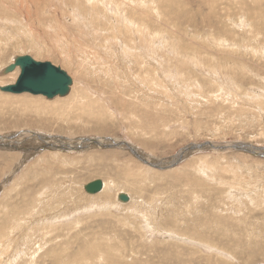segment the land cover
Masks as SVG:
<instances>
[{
  "label": "rangeland",
  "instance_id": "374dc122",
  "mask_svg": "<svg viewBox=\"0 0 264 264\" xmlns=\"http://www.w3.org/2000/svg\"><path fill=\"white\" fill-rule=\"evenodd\" d=\"M171 1L160 11L167 10L180 30L178 33L165 23L164 35L169 30L166 36L177 40L180 34L178 38L189 46L188 53L198 50L202 55L205 50L214 60L219 51L234 52L245 63L244 68L248 66L246 71L235 67L230 79L223 73L216 77L207 74L203 67L193 69L191 64L188 71L181 69L185 79V75L175 74L180 69L167 60L168 68L162 71L166 79L156 81L159 86L147 81L146 87H140L142 92L131 93L135 89L124 88L121 77L114 73L102 76L97 72L94 76L91 65L97 64L88 62L96 60L100 49L95 42L74 38L64 29L54 32L48 28L54 5L68 13L74 9L68 3L0 0V85L12 82L8 74L12 71L1 72L13 55L23 53L57 63L73 76L72 81L79 68L87 84L83 88L76 80L80 86L74 87L72 94L51 99L0 91V238L9 227L3 223L5 204L21 210L28 202L27 210L33 211L32 215H18L21 222L31 215L28 228L25 224L18 234L33 237H23L26 243L17 247L22 252L16 249L20 235L11 244L13 248L3 245L0 264H264V18L241 26L238 22L243 19L232 14L238 27H233L236 33L230 37L234 44H227L209 35L201 17L212 10L224 14L226 5L237 0H212L216 3L210 4V9L206 0ZM251 1L246 0L248 5ZM42 7L46 11L42 12ZM228 7L235 12L232 4ZM256 7L264 13V0ZM68 14L60 17L63 28L72 25ZM237 31L244 32V43L250 39L248 46L239 44L242 39ZM85 43L94 54H86ZM200 44L209 51L199 48ZM60 49L76 56L77 61L64 59ZM105 52L103 61L115 59ZM86 137L101 139L103 146L87 142ZM125 140L137 148L142 160L133 147L121 143ZM69 144L81 149L68 150ZM188 144L197 147L179 154ZM252 148L262 152L255 154ZM95 179L114 181L133 201L87 209L90 199L81 185ZM41 188L46 189V196L42 194L40 204L29 201ZM108 194L107 198L115 201L111 191ZM60 209L69 216L39 222ZM146 218L158 232L148 228Z\"/></svg>",
  "mask_w": 264,
  "mask_h": 264
},
{
  "label": "bare ground",
  "instance_id": "6f19581e",
  "mask_svg": "<svg viewBox=\"0 0 264 264\" xmlns=\"http://www.w3.org/2000/svg\"><path fill=\"white\" fill-rule=\"evenodd\" d=\"M62 2L63 3H68L67 6H72L74 9L71 10L70 12H68L69 13L68 14L67 11H69V10H64V12H62V11L58 10L56 5H54V7H53L54 8V10H53L54 11V15H53V14H51L52 13L50 11L51 9H48V7L46 6L47 7L46 10L49 13L51 12L50 13L51 19L48 22L49 25L47 24L48 28L51 31H54V32L57 31L58 29L59 30L60 29H64V32H66L70 36L74 35V38L77 37V38H80L81 40L86 38V41H87L86 43H93V45H94V42H95V46L100 47V49L97 50V52L95 53V54H97V56H95L96 60L89 61V59H87V60H82V61H87V62L89 61L88 63H90V64H97V65H94V66L91 65V67L94 70L92 72L94 74V76H97L96 75L97 72H98L99 75H102V76H104L103 74L108 72L110 76L114 73V75L121 77V79L119 81L122 82L121 84H122V86L124 88L130 89V90H132V88L135 89V90H132L131 93L132 92H137V93L138 92H142V90H141L142 88H140V87L141 86L146 87V83L145 82H147V81H149L150 83H153L155 85H158L159 83H157L156 81H158L160 79H162V80L164 79L165 80L166 79V74L162 75V71L164 70V68H168V65H166L167 64V60H172L173 61L172 65H174L176 68L180 69V70L177 71L178 73H175V74L178 75V76H184L185 75V79H186V74H184L181 69H187V68L190 69L189 66L191 64H193L192 65L193 69H194V66H195V68L196 67H199V68L203 67V68L207 69V74H208V71L210 73H213L214 76L215 75L216 76H220L221 73H223L230 79L232 78L231 76L235 75V67H239V69L245 67V65H243L244 62L240 59V57H238L237 55H234V52H230L229 50L228 51H219L218 54H217L218 57L216 58V60H214L215 58L213 59L212 57L208 56V54L205 52V50H203L202 53H204V54H202V55H200L201 51H198V50L196 51L197 52L196 54H194V52L188 53L189 46H187L185 44L186 42L184 43L181 39L178 38L180 36V34H179V36H176L177 40L179 39L178 41L175 39V37L173 35L166 36V33H168L169 30L164 35L163 31H166V29H165L166 27L164 26V28H163V25H166L167 28H168V25H173L175 28L178 29V33H179V30H180V27L175 26V24H176L175 21L168 17L167 10L164 9V10L160 11L161 6H166L167 7V6L171 5L173 3V1H171V0L164 1L163 3H161L162 0H160V1H155V0H151V1H148V0H62ZM146 2H147V4H145ZM148 2H149V4H148ZM251 2H252L251 5H248L246 0H237L236 2H230V3H228L226 5L227 7H225L226 10H225L224 14H221V12L220 13L217 12V10L216 11L212 10L211 12L209 11L208 13L207 12L203 13V15L201 17L202 21H203V26L204 27L206 26V29H208L210 31L209 35L214 36V40H220L221 42H222V40H225V42H227V44L228 43L234 44V43H232V42H234L233 41L234 39L230 38L232 36V34L236 33V30H234V28H233L236 25V23H235V21L232 20V18H233L232 14H235V15H237V17L239 16V18L243 19V20H239V22H238V24L241 25V26L245 25L247 22H251V19L253 21L259 22L260 20H262L264 18V13L256 7L257 4L259 3V0H252ZM159 3H161V4H159ZM215 3H216V1L206 0V5L209 6L208 9H210V4L214 5ZM231 4L235 7V9H234L235 12L234 13H232L231 8L228 7V5L230 6ZM46 10L42 7V12H44ZM58 14H60V15H58ZM67 14L72 17V22H71L72 25L69 28H66L67 26L64 25V28H63L64 22L60 19V17L61 16L64 17ZM41 15H42V13H41ZM38 18L40 19V17H38ZM222 18H223V20H222ZM34 19H35V17H34ZM60 20H61V22H60ZM60 23H63V24L61 25ZM165 23H168V25L165 24ZM227 23H230V24L228 25ZM248 24L250 25V23H248ZM252 24H253V22H252ZM255 25H257V24H255ZM261 26L262 25H260V27ZM174 30H176V29H174ZM256 30H257V28H256ZM256 32L254 34H256ZM243 33L244 32H238L239 36L242 39L241 41H239V44L245 47V46H248L249 42H251V41L249 39L248 43H246V42L244 43L245 34L243 35ZM263 34H264V32H263ZM58 35H59V33H58ZM185 37L187 38V35ZM69 39H71V38H69ZM214 40L212 41L213 44H214ZM58 42L60 43L61 41H59V39H58ZM237 42L238 41L236 40L235 43H237ZM86 43L84 44V48H83V49H85L86 54L87 55L89 53H93L94 54V52L91 49H89L90 47L87 46ZM210 44H209V46H210ZM64 45H65V43H64ZM79 46L80 45L76 44L77 49L79 48ZM209 46H208V48H210ZM213 46L211 44V48L212 49H213ZM216 46H217V42H216ZM216 46H215V48H216ZM201 47H204V46L200 44L199 48H201ZM260 47H262V46H260ZM164 48H166V51H164ZM204 48H206V47H204ZM225 48H227V47H225ZM252 48L255 49V47H253V46H252ZM102 49H105L107 51L105 52ZM254 49H253V51L251 50L253 53H254ZM207 50L209 51V49H207ZM239 50L241 51V49H239ZM239 50H238V52H239ZM260 50H262V49L260 48ZM247 51H249V48H248ZM247 51L245 50L246 53H248ZM257 51H258V49H257ZM104 52L109 54V55H113V57L116 59V61H114L115 59L112 60L111 62H110V60L103 61V57H105ZM165 52L166 53L169 52V54H171V56L168 55V54H165ZM235 52H236V50H235ZM60 53H62V56H63L64 59L68 58L72 62H75V60L77 61V57L76 56L64 52L63 49L62 50L60 49ZM81 53H83L85 55V52L81 51ZM255 53H258V52H255ZM263 53H264V51H263ZM190 54H192V56ZM210 55H213V54H210ZM17 56H29L33 60H36V61L40 60L41 61V59H39L37 57H34V56H31L29 54H24L23 53V55L19 54ZM17 56L13 55L11 61L7 65L12 64L14 59H15V57H17ZM47 58L50 59V57H47ZM62 63L64 65L65 64L67 65V62H62ZM56 64L57 63H55L53 65H56ZM70 65H71V63H70ZM196 65H198V66H196ZM67 67H68V65H67ZM68 68H71V67H68ZM108 68L111 70V73H110ZM247 68H248V66H247ZM78 69H76L75 73H74V74H76V71H77L78 72V74H77L78 77L74 78V81H72L73 79H71V85L69 86V89H68V92H67L66 95H69V93L72 94L74 92V90H75L74 87H79L80 86L79 84H81V83H82V86H84L83 88L87 87V84L83 80L84 76L82 74H80V71H78ZM246 69L244 68L243 70L246 71ZM3 70H4V68H3ZM3 70H2L1 73H3L5 75ZM13 70H12V72L8 73L9 75L12 76L13 80H12V82L7 83V84L14 83V81L16 80V77L18 75V72H19V66H16ZM248 70H251V69L249 68ZM256 70L258 71V68ZM187 71H188V69H187ZM190 71H191V74H195L192 70H190ZM239 71H241V70H239ZM198 72H199V70H198ZM245 73H247V72H245ZM260 73L261 72H259V74ZM69 76L73 77L72 75H69ZM167 76L169 78V73L167 74ZM244 76H245V74H244ZM215 77H214V80H216ZM257 77H259V76H257ZM219 78H218V80H219ZM224 78H226V77L224 76ZM234 78H235V76H234ZM259 79H261V78H259ZM76 80H77V83H79V84H76ZM204 82H205V80H204ZM213 83H214V81H213ZM7 84L6 83H2L0 85V87L4 86V85H7ZM89 84H90V82H89ZM173 84H174V80H173ZM223 84H224V82H223ZM214 85H215V83H214ZM2 92H6V91H2ZM21 93H29V92H21ZM11 94H20V93H11ZM29 94H31V93H29ZM91 94L92 95H96V91H92ZM143 94L145 95L147 93L144 92ZM32 95L44 96L42 94H32ZM104 95L105 94H103V96ZM20 96H24V95H20ZM96 97L101 98L102 96H101L100 93H98V95H96ZM104 98L105 97H103V99ZM47 99H50V98H47ZM89 103L94 104V101H89ZM89 106H90V108L94 107L93 105H89ZM259 108H260V106H259ZM99 109L102 110V108H99ZM136 109L138 111V107ZM93 120L94 119H92V121ZM153 125H154V123H153ZM163 127H166V125H164ZM155 130H156V128H155ZM36 136L39 137L40 133H37ZM110 139H112V138H110ZM83 140H84V138H83ZM113 141L116 142V143L119 142L117 140H113ZM87 142L92 143V144H99L101 147L103 146V143H104V141H102L101 139H99V138L98 139L97 138L94 139L93 137L87 138ZM121 143L124 144V145H127L128 147H133V146H131L129 144V142L127 140L121 141ZM203 144H205V143H203ZM211 144H213V143L211 142ZM88 145H91V144H88ZM197 145L193 146L192 144H188V145L184 146L178 153L180 154V152L183 149L187 150L186 147H189V146H190V148L194 147V149H195L197 147ZM236 145H237V143H236ZM67 146H68L67 149L71 150V151H74V149L79 151L81 149L80 147L73 146L71 144H69ZM50 147H53V145H50ZM242 147H244V146H242ZM61 148H62V146H61ZM65 148H63V149H65ZM247 148H250V147H247ZM132 150L135 152L137 150V148L133 147ZM251 151H253L255 154H260V152H262L261 150H257L255 148H252ZM135 153L140 158L139 154L137 152H135ZM144 162L149 163V165H151L150 162H148V161H144ZM153 164H155V163H153ZM100 180L102 182V189L99 192H97V194L96 193L95 194H91V193H88V192H86L84 190L89 195V199H90V201H89L90 205H88L87 209L88 208H92V207H98V208L108 207L111 203L114 204V205L116 204L118 206H122L124 204L125 205L130 204L133 201V197L130 195V193L125 191V190H123L120 187L118 188L114 181L109 180V179H100ZM85 184H86V182L82 183V185H81V187L83 189H84V185ZM111 189H114V191H112ZM109 191H111V193L113 195L112 197L115 199V201L111 200L110 199L111 197L107 198V196H109V194L107 195V193ZM20 192H22V191H20ZM31 192H30V194H31ZM45 193H46V189L45 188H41V190L39 192H37L36 195H32V197L29 198V201H31L32 203L37 202V204L39 202V204H40V202H41L40 199H42L41 196H42V194H45ZM119 193H127L128 196H129V201L128 202H124L122 200H119L118 199ZM30 194H29V196H31ZM45 196H46V194H45ZM23 197H25V195ZM100 197H102L101 199H103V201H100V199H98ZM4 203H5V201H4ZM8 203H10V200H9ZM27 204H28V202L26 204H24V206L21 207V210H20L19 207H15L12 204L11 205H9V204H5L4 205V210L2 212V214H3L2 216H4L3 223H5L7 227L8 226L9 227H8V229H6V230H8V232H5L3 234V236L0 238V241H1L0 249H2L3 245H5V244L6 245L10 244V246H11V244L14 241H16V238L17 237L19 238L18 235H20V234H18L19 233L18 229L21 230L24 227L25 224H26V226L28 228V225L31 222L29 223V219H27V218L31 217V215H32L31 213L33 211L32 210L31 211L27 210V208H26ZM17 205H18V203H17ZM12 206H13V208L15 210L13 209V210L10 211ZM20 214H24V215L25 214H31V215H28L27 217H24V220H22L23 222H21L20 221L21 218H19V216H18ZM49 216L50 217L47 216V217L39 218V220H40L39 222H43V220H45V221L50 220L49 222H51V221L55 222L56 220H59L60 217L64 218V217L69 216V214L64 213V211L62 209H60V210L56 211L55 213L49 214ZM33 217L34 216H32V218ZM149 220L150 219L146 218V224L148 222V224H147L148 228H150L152 232L153 231L158 232L159 229L154 224H152L154 226H151L150 225L151 223H150ZM42 225H43V223H42ZM9 228H10V230H9ZM31 228H34V226L31 227ZM16 231H17V233H16ZM164 232H168V231H163L162 233L164 234ZM169 234L172 235L173 233L169 232ZM20 236H22L20 238L21 242L20 243L17 242V244L15 243L16 244L17 253L18 252H22V250H23V249L21 250V248L20 249L17 248L18 245H21L24 242L26 243V241L23 240V237H25V238L28 237L30 240H31V237H33L29 233H27V234L24 233L23 235H20ZM47 236H48V234H47ZM34 244H35V242H34ZM42 244H44V242H42L41 245ZM41 245L39 247H41ZM33 251L35 252L36 250L34 249ZM79 255H81V254H79Z\"/></svg>",
  "mask_w": 264,
  "mask_h": 264
},
{
  "label": "water",
  "instance_id": "95a60500",
  "mask_svg": "<svg viewBox=\"0 0 264 264\" xmlns=\"http://www.w3.org/2000/svg\"><path fill=\"white\" fill-rule=\"evenodd\" d=\"M19 66V74L12 84L0 87V91L9 93L29 92L31 94H42L46 98L64 96L71 85V77L59 66L53 65L49 61H36L29 56H17L12 64L7 65L3 72L12 71ZM81 147V146H80ZM186 147V149H189ZM102 189L100 179L92 180L84 185V190L95 194ZM118 199L127 201L125 193H119Z\"/></svg>",
  "mask_w": 264,
  "mask_h": 264
}]
</instances>
